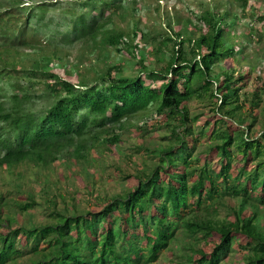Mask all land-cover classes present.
I'll return each mask as SVG.
<instances>
[{
    "label": "trees",
    "instance_id": "16d2710c",
    "mask_svg": "<svg viewBox=\"0 0 264 264\" xmlns=\"http://www.w3.org/2000/svg\"><path fill=\"white\" fill-rule=\"evenodd\" d=\"M124 1L5 0L0 8V168L24 161L46 166L63 153L78 161L87 139L151 107L159 123L171 126L161 147L149 150L157 159L134 177L135 186L94 211H62L47 199L53 206L47 221H22L39 205L33 195L25 197L20 183L18 198L0 192V264H151L179 234L198 245L182 264H219L233 248L246 252L244 264H264V225L246 207L264 205V119L259 134L252 131L263 77L241 100L248 72L213 70L240 51L226 44L225 17L191 12L194 37L169 28L164 36L128 33L111 25ZM239 1L244 16L247 0ZM254 14L264 18L259 8ZM78 41L85 55L72 64ZM170 43L166 65L146 63ZM44 50L50 51L41 60L17 59ZM112 51L132 57L136 74L123 73L119 59L108 61ZM85 69L94 75L83 76ZM192 98L209 100L213 115L196 123L187 106ZM102 140L113 144L118 137ZM223 197L241 199L233 217L199 218L215 212Z\"/></svg>",
    "mask_w": 264,
    "mask_h": 264
},
{
    "label": "rangeland",
    "instance_id": "374dc122",
    "mask_svg": "<svg viewBox=\"0 0 264 264\" xmlns=\"http://www.w3.org/2000/svg\"><path fill=\"white\" fill-rule=\"evenodd\" d=\"M4 3L5 0H0V8H4ZM247 4L244 16H241L242 7L239 0H125L122 3L123 10L111 16V25L127 30L128 33L137 29L145 30L150 35L164 36L169 28L175 29L183 37H194L199 31L193 26L196 19L191 12L201 13L208 10L219 17H225L230 33L226 44H236L240 51L225 57L213 66V70L220 72L222 68H233L235 74L248 72L246 87L241 90L240 99L242 100L250 98V93L257 84L258 75L264 79V18L258 19L254 14V9L257 8L264 14V0H247ZM233 12L240 17L235 19ZM50 14L53 15V12L51 11ZM202 24L201 27H204L205 24ZM170 48L171 43L162 47L163 52L160 54L151 53L146 63L149 62V66L166 65ZM49 51L31 53L30 60V56L21 53L17 59L26 64L32 63L35 60H41ZM108 51L111 50L108 48ZM108 53V61L119 59L123 64V73L136 74L131 62L132 57L123 56L124 54L114 51ZM84 55L83 42H75L74 52L69 56V61L72 64L74 62L82 64ZM157 59H159L158 62ZM93 75L90 69L83 70V76L92 77ZM13 80L14 78L11 81ZM187 106L191 116H198L196 123H202L204 119L213 115V104L209 100L192 98L187 102ZM246 107L244 106V109ZM255 109L257 121L252 131L259 134L264 119V100L255 106ZM244 114L247 115L246 112ZM246 119L250 121L249 114ZM210 122L212 123V120ZM170 129L171 126L158 122L154 108L151 107L145 112L123 120L120 126L113 125L111 131L102 134L99 139L95 141L87 139L88 148L85 158H80L78 161L74 156L63 153L46 166H36L33 162L24 161L14 167L0 168V192H3L6 197L18 198L21 192H15L16 183H20L25 197L28 193L33 195L39 205L29 209L24 216L18 217L22 221H26L25 218L36 223L47 221L49 219L47 214L53 207L47 199H53L56 202V208L62 211L67 207H69L67 212L94 211L110 197L135 186L134 177L149 169L157 159L149 150L161 147V142L165 141L163 138L169 135ZM112 134L118 137L116 142L113 144L103 142V137ZM204 146L200 144L198 148L203 149ZM44 189L46 191H43ZM240 202V198H219L215 203V212H200L199 218L225 214L233 217L232 211L238 209ZM246 207L249 210H257L260 225H264V205L255 208L247 204ZM195 245L197 244L188 234H179L168 249L163 250L158 260L151 264H182ZM245 253L233 248L232 252L219 264H244Z\"/></svg>",
    "mask_w": 264,
    "mask_h": 264
}]
</instances>
